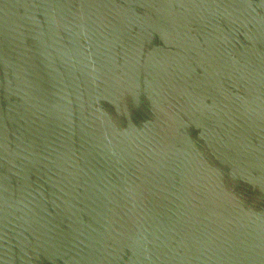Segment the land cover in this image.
I'll return each mask as SVG.
<instances>
[{"label": "water", "instance_id": "1", "mask_svg": "<svg viewBox=\"0 0 264 264\" xmlns=\"http://www.w3.org/2000/svg\"><path fill=\"white\" fill-rule=\"evenodd\" d=\"M0 264H264V0H0Z\"/></svg>", "mask_w": 264, "mask_h": 264}]
</instances>
